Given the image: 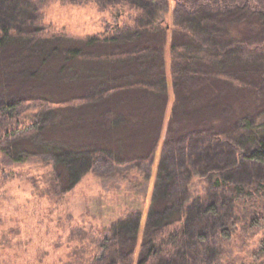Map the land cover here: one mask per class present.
<instances>
[{
	"label": "trees",
	"instance_id": "trees-1",
	"mask_svg": "<svg viewBox=\"0 0 264 264\" xmlns=\"http://www.w3.org/2000/svg\"><path fill=\"white\" fill-rule=\"evenodd\" d=\"M112 1L134 11L132 22L76 37L45 33L34 0H0V116L11 118L24 102L43 107L4 131L2 151L21 161L44 145L54 187L67 190L94 170L154 158L169 101L168 50L174 91L197 81L204 91L196 107H230L234 120L166 140L145 228L140 212L119 219L90 261L133 264L140 249L138 264H225L219 248L232 238L229 225L246 218L235 209L250 203L254 222L264 209V181L253 173L264 167V0ZM175 94L172 114L185 103ZM149 101L162 112L146 136L138 118ZM150 138L145 158L128 155L129 145ZM213 168L209 190L195 196L194 176Z\"/></svg>",
	"mask_w": 264,
	"mask_h": 264
},
{
	"label": "rangeland",
	"instance_id": "rangeland-1",
	"mask_svg": "<svg viewBox=\"0 0 264 264\" xmlns=\"http://www.w3.org/2000/svg\"><path fill=\"white\" fill-rule=\"evenodd\" d=\"M34 1L40 8L41 24L48 34L66 33L76 37L98 34L123 22L131 23L130 17L134 12L112 0ZM173 5L171 1V10L166 18L171 19ZM169 57L167 50L169 101L161 116V138L154 158H148V161L140 164L131 161L102 171L94 170L83 176L72 189L54 187L55 162L50 153L44 152L47 151L44 145V151L37 147L34 155H23L25 158L21 161H12L2 151L4 131L8 127L12 128V125L29 124L43 108L42 105L24 102L11 118L0 116V264L93 263L90 260L100 252L99 241L110 235L108 229L119 219L140 212L141 230L145 228L165 141L196 129L228 128L234 120V109L223 107L217 111L215 105H211V110L208 107L201 108L202 105L196 107L197 93L204 91L199 82H182L174 91ZM174 94L181 102L185 101L180 105L183 109L181 112L187 113L184 118L180 109L172 114ZM147 104L142 108V113L138 110L142 116L138 118V125L145 127L142 130L146 136L147 128L156 131L158 126L155 121L161 119L162 112L155 102L149 101ZM129 129L133 132L132 129L137 127L131 129L130 126ZM153 144L151 138L149 141L140 140L135 145L137 147L132 144L128 146L131 150L128 155L137 159L145 158L154 147ZM260 167V172L255 169L253 173L256 180L264 181V167ZM214 171L213 168L207 175L199 172L194 176L190 189L195 196L209 190L212 179L208 175L214 174ZM240 178L249 183L251 176L244 173ZM260 205L264 207V198L260 200ZM249 208L251 204L243 202L239 209H235L240 219L241 216L246 218L240 220L242 223L237 221L229 225L232 238L219 248L227 261L224 260L225 264H264V253L258 254L259 242L264 238V209L257 212L260 218L254 222L248 220L253 215V210ZM173 229L168 228L165 232ZM140 237L143 238L142 235ZM139 251L134 255L133 264H138Z\"/></svg>",
	"mask_w": 264,
	"mask_h": 264
}]
</instances>
